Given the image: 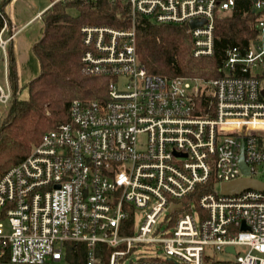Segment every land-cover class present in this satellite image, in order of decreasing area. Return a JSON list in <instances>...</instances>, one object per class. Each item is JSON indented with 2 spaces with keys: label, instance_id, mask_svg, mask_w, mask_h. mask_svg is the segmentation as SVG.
<instances>
[{
  "label": "built area",
  "instance_id": "obj_1",
  "mask_svg": "<svg viewBox=\"0 0 264 264\" xmlns=\"http://www.w3.org/2000/svg\"><path fill=\"white\" fill-rule=\"evenodd\" d=\"M108 1L129 4L132 28L81 30L82 71L109 80L107 99L74 100L69 121L0 179V264H264V189L222 193L264 183V0ZM246 9L257 36L227 48L224 77L169 78L140 63L139 16L188 25L199 58L215 53L216 19ZM13 37L6 23L3 105Z\"/></svg>",
  "mask_w": 264,
  "mask_h": 264
},
{
  "label": "trees",
  "instance_id": "obj_2",
  "mask_svg": "<svg viewBox=\"0 0 264 264\" xmlns=\"http://www.w3.org/2000/svg\"><path fill=\"white\" fill-rule=\"evenodd\" d=\"M12 0H0V30L7 23L6 7ZM41 16L43 32L33 43L32 52L39 73L25 88L28 98L18 100V76L11 44L9 80L14 90L0 126V179L26 159L43 137L69 121L74 100L104 101L109 80L83 73L82 28L109 26L130 30L133 18L129 4L108 0H69L53 3ZM76 11L77 15H72ZM254 14L241 10L219 17L215 23V53L212 57H195L188 25H157L144 17L136 23V48L140 63L149 74L169 78L188 77L207 81L224 77L222 70L227 48L245 45L256 38ZM11 55V61H10ZM215 181L199 187L186 202H197L203 193L213 190ZM1 251V249H0ZM78 263L77 261H74Z\"/></svg>",
  "mask_w": 264,
  "mask_h": 264
},
{
  "label": "rangeland",
  "instance_id": "obj_3",
  "mask_svg": "<svg viewBox=\"0 0 264 264\" xmlns=\"http://www.w3.org/2000/svg\"><path fill=\"white\" fill-rule=\"evenodd\" d=\"M51 2L52 0H14L11 4L9 3L6 10L8 17L12 20L13 31L24 25L37 10H40L44 5ZM71 13L72 15H77L76 11H72ZM42 24L41 21L31 23L17 33L18 37L12 51L18 76V100L28 98V90L25 88V85L39 72V64L32 52V45L33 41L39 37L42 31ZM0 85L4 88L6 87L5 56L2 50H0ZM9 105L0 104V126L4 122ZM219 258L224 259L225 257L222 255Z\"/></svg>",
  "mask_w": 264,
  "mask_h": 264
},
{
  "label": "water",
  "instance_id": "obj_4",
  "mask_svg": "<svg viewBox=\"0 0 264 264\" xmlns=\"http://www.w3.org/2000/svg\"><path fill=\"white\" fill-rule=\"evenodd\" d=\"M200 24H198L195 21L190 22V27L191 28H195L197 26H199ZM241 165L243 167V169L247 172L248 169L244 164L243 161V157L241 158ZM251 188H256L259 190L264 189V183H260L258 181L252 180V179H240L231 183H225L222 185V193L224 195H236V194H240L242 191L246 190V189H251ZM177 207H181V206H177ZM244 227V226H243ZM227 251L230 252H234V248L233 247H229L227 249Z\"/></svg>",
  "mask_w": 264,
  "mask_h": 264
},
{
  "label": "crops",
  "instance_id": "obj_5",
  "mask_svg": "<svg viewBox=\"0 0 264 264\" xmlns=\"http://www.w3.org/2000/svg\"><path fill=\"white\" fill-rule=\"evenodd\" d=\"M12 1H14V0H12ZM12 1L10 2V4L12 3ZM52 6V2L51 3H49V4H46V5H44V7L43 8H41L40 10H37L32 16H31V18L24 24V25H22L19 29H17L16 28V30H14L13 31V24H12V20H11V18H9L8 17V15H7V10H5V12H6V16H7V25H8V28H9V33L10 34H12L14 37H13V39H12V42H11V49L13 50V48H14V46H15V41H16V39H17V33L19 32V31H21L22 29H24L27 25H29V24H31V23H35V22H38V21H41V16H42V14L47 10V9H49L50 7ZM7 8V7H6ZM42 22V21H41ZM42 32H43V24H42V31H41V33H40V35H39V37L35 40V41H33V43L34 42H36L40 37H41V35H42ZM39 73V72H38ZM38 73H37V75H38ZM36 75V76H37ZM35 76V77H36ZM32 80V79H31ZM28 83V82H27Z\"/></svg>",
  "mask_w": 264,
  "mask_h": 264
}]
</instances>
